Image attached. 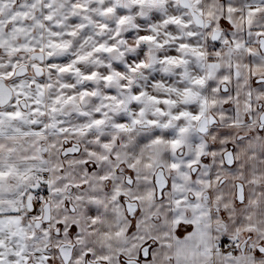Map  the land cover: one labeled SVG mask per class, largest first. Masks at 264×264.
I'll return each instance as SVG.
<instances>
[{
    "label": "snow or ice",
    "instance_id": "1",
    "mask_svg": "<svg viewBox=\"0 0 264 264\" xmlns=\"http://www.w3.org/2000/svg\"><path fill=\"white\" fill-rule=\"evenodd\" d=\"M0 264H264V0H0Z\"/></svg>",
    "mask_w": 264,
    "mask_h": 264
}]
</instances>
